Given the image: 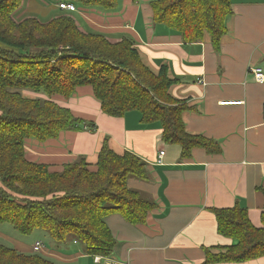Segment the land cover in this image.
Returning a JSON list of instances; mask_svg holds the SVG:
<instances>
[{
    "label": "trees",
    "instance_id": "16d2710c",
    "mask_svg": "<svg viewBox=\"0 0 264 264\" xmlns=\"http://www.w3.org/2000/svg\"><path fill=\"white\" fill-rule=\"evenodd\" d=\"M22 2L0 0V224L22 235L42 230L56 242H78L87 255L109 257L116 241L105 219L118 214L131 225H143L156 208L127 186L130 177L148 179L147 165L130 152L115 154L106 142L94 169L84 159L59 172L27 161L26 139L44 142L63 131L95 129L55 104L53 96L69 98L76 88L91 87L105 115L136 111L141 123H159L162 142L179 146L180 160L189 159L196 148L212 151L214 142L186 132L182 114L188 108L169 93L174 81L163 70L155 74L147 68L132 41L112 44L100 34H85L64 14L47 22H17L14 13ZM65 2L108 11L117 0ZM150 6L154 24L179 32L184 43L207 36L216 52L232 14L231 0H155ZM211 210L217 233L232 244L216 253L205 250L202 264L264 257V207L260 227L238 206ZM0 264L55 263L0 245Z\"/></svg>",
    "mask_w": 264,
    "mask_h": 264
},
{
    "label": "crops",
    "instance_id": "0c3cea01",
    "mask_svg": "<svg viewBox=\"0 0 264 264\" xmlns=\"http://www.w3.org/2000/svg\"><path fill=\"white\" fill-rule=\"evenodd\" d=\"M151 1L155 0H117L108 11L74 4V12H61L71 16L85 34H100L112 44L132 41L147 68L155 74L163 70L174 81L169 93L188 108L182 114L186 132L210 139L214 149L196 148L189 159L180 160L179 146L162 142L159 123H141L136 111L121 117L105 115L91 87H78L69 98L53 96L55 104L94 124L95 129L63 131L44 142L26 139V160L59 172L64 165L84 159L94 169L106 142L115 154L130 152L146 163L148 179L130 177L127 186L156 204L143 225H131L118 214L105 219L116 241L111 256H99L96 263L95 256L87 255L78 242L55 241V249L44 246L38 252L55 264H104L108 260L202 264L205 250L216 253L215 249L232 244L217 233L211 209L238 206L246 209L253 226H261L264 81L257 83L248 69L260 67L264 74V0H231L227 33L217 52L207 36L201 42L184 43L179 32L154 24ZM24 13L20 12L19 21L35 18ZM56 14L47 21L61 15ZM222 101L243 104L222 106ZM160 151L163 156L157 164ZM16 251L33 254L29 247ZM222 264H264V257Z\"/></svg>",
    "mask_w": 264,
    "mask_h": 264
},
{
    "label": "rangeland",
    "instance_id": "374dc122",
    "mask_svg": "<svg viewBox=\"0 0 264 264\" xmlns=\"http://www.w3.org/2000/svg\"><path fill=\"white\" fill-rule=\"evenodd\" d=\"M60 2H65V0H23L22 7L14 18L15 21L19 22V18L22 16L20 12L25 10L24 13L27 16H34L41 22L48 20L50 15L57 13L56 15L62 14V10H59L58 4ZM75 15V14H74ZM41 242L45 247L55 249V241L51 239L44 231L34 230L30 235H22L15 231L8 224H0V245L7 248L16 250L30 248L35 242ZM31 251V250H30ZM30 251H28L30 253ZM25 253V252H20ZM34 254L35 252L32 251ZM42 255L41 253H35ZM28 255V254H27Z\"/></svg>",
    "mask_w": 264,
    "mask_h": 264
},
{
    "label": "built area",
    "instance_id": "2783aa9c",
    "mask_svg": "<svg viewBox=\"0 0 264 264\" xmlns=\"http://www.w3.org/2000/svg\"><path fill=\"white\" fill-rule=\"evenodd\" d=\"M58 8H59V10L67 11V12H74L76 10L74 4L73 3H69V2H60L58 4ZM248 71L253 76L254 80L257 83H262L264 81V74H263V71H262V69L260 67H250L248 69ZM242 104H243L242 101H222V102H220V105H222V106H240ZM162 156H163V152L160 151L159 154H158L157 160H156L157 164H161ZM43 247H44V245L41 242H39V241L35 242L34 245L32 246V251L37 253ZM93 260L96 263L100 262L99 256H95ZM104 264H124V263L108 260Z\"/></svg>",
    "mask_w": 264,
    "mask_h": 264
}]
</instances>
